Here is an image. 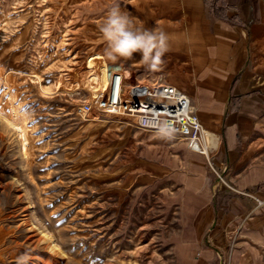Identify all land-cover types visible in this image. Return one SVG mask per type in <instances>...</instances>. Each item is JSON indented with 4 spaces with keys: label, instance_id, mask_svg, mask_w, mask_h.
I'll list each match as a JSON object with an SVG mask.
<instances>
[{
    "label": "rangeland",
    "instance_id": "rangeland-1",
    "mask_svg": "<svg viewBox=\"0 0 264 264\" xmlns=\"http://www.w3.org/2000/svg\"><path fill=\"white\" fill-rule=\"evenodd\" d=\"M161 1L0 0V68L10 81L8 88L0 76V111L17 118L13 93L32 137L29 157L20 132L0 116V264H17L26 253L27 264L196 262L200 215L216 200L214 180L196 163L203 155L180 139L136 129L127 114L95 112L85 121L77 109L95 104L90 92L55 87L61 75L87 72L98 54L123 66L127 83H152L128 64L141 54L132 62L106 57L99 29L115 4L135 27L150 29L149 6Z\"/></svg>",
    "mask_w": 264,
    "mask_h": 264
},
{
    "label": "crops",
    "instance_id": "crops-1",
    "mask_svg": "<svg viewBox=\"0 0 264 264\" xmlns=\"http://www.w3.org/2000/svg\"><path fill=\"white\" fill-rule=\"evenodd\" d=\"M162 1L150 4L149 27L169 36L163 70L150 71L141 57L128 64L187 93L211 134L209 157L196 163L214 180L216 200L200 215L194 264H230L234 256L236 264H264V204L253 203L264 201V0ZM185 4L189 11H179ZM233 244L236 253L225 256Z\"/></svg>",
    "mask_w": 264,
    "mask_h": 264
},
{
    "label": "built area",
    "instance_id": "built-area-1",
    "mask_svg": "<svg viewBox=\"0 0 264 264\" xmlns=\"http://www.w3.org/2000/svg\"><path fill=\"white\" fill-rule=\"evenodd\" d=\"M109 69L108 89L100 102L78 107L77 113L83 120L90 121L95 112H119L132 117L136 129L155 133L156 122L167 120L177 129L175 138L185 142L190 151L209 157V148L204 143L205 129L187 93L170 84L163 76L150 84H129L121 65H109ZM239 193L248 195V192ZM258 204L260 207L264 202L259 201Z\"/></svg>",
    "mask_w": 264,
    "mask_h": 264
},
{
    "label": "clouds",
    "instance_id": "clouds-1",
    "mask_svg": "<svg viewBox=\"0 0 264 264\" xmlns=\"http://www.w3.org/2000/svg\"><path fill=\"white\" fill-rule=\"evenodd\" d=\"M99 30L106 43L108 59H131L139 53L150 71L163 70V57L170 51L169 36L163 30L135 27L133 18L119 4L109 9ZM156 128L157 135L163 140L171 141L177 135V129L170 121L160 120L156 122ZM28 259L29 255L23 254L17 258V264H27Z\"/></svg>",
    "mask_w": 264,
    "mask_h": 264
},
{
    "label": "bare ground",
    "instance_id": "bare-ground-1",
    "mask_svg": "<svg viewBox=\"0 0 264 264\" xmlns=\"http://www.w3.org/2000/svg\"><path fill=\"white\" fill-rule=\"evenodd\" d=\"M129 7H131V6H129ZM132 8H134V7H132ZM134 9H137V8H134ZM140 12H141V9H140ZM134 13H136V12H134ZM138 14H140V13L138 12ZM140 16H142V15L140 14ZM134 24H136V23H134ZM139 24H140V22H139ZM87 69H88L87 72L80 74V75L74 74L70 78L66 77L67 75L66 76L61 75L55 83L56 89H58V91L61 89H64L65 92L67 90L70 92V94L75 93L78 90L85 89V90L90 92V94L92 96L90 98L94 99L95 104H98L100 102V100L102 99L104 92L108 89V85H109L108 74H109L110 69H109L108 63L106 62V59L102 55H99V54L95 55V56H91L89 58V60L87 61ZM125 75H127L126 71H125ZM0 76L3 77V80L5 81L6 87L10 88L9 73L4 72L0 68ZM32 77H34L38 80L39 87L43 93H48L49 91H51V90H49L50 88H48V86L44 84L42 76L37 71L34 70L32 72ZM10 99H11V104H12L13 110H14L17 118L16 119L9 118V117L3 115L1 113V111H0V116H2L11 126H14L20 132L21 137H22V141H23V147H24L25 155L30 157L31 147H32V137L30 135L29 129L24 124L23 117L18 112V107L15 105L13 93L11 94ZM205 137L207 139H209V137H211V134L208 133L206 130H205ZM210 140H211V138H210ZM209 143H210V141H209Z\"/></svg>",
    "mask_w": 264,
    "mask_h": 264
},
{
    "label": "trees",
    "instance_id": "trees-1",
    "mask_svg": "<svg viewBox=\"0 0 264 264\" xmlns=\"http://www.w3.org/2000/svg\"><path fill=\"white\" fill-rule=\"evenodd\" d=\"M207 5L209 7V11L214 14L215 16L217 17H222L223 14H222V11L224 10L223 7H220L216 1L213 2V1H207Z\"/></svg>",
    "mask_w": 264,
    "mask_h": 264
}]
</instances>
